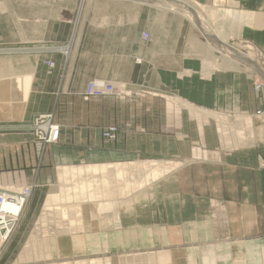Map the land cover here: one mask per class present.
<instances>
[{"label":"crops","instance_id":"crops-1","mask_svg":"<svg viewBox=\"0 0 264 264\" xmlns=\"http://www.w3.org/2000/svg\"><path fill=\"white\" fill-rule=\"evenodd\" d=\"M194 1L218 16L236 10L257 17L243 24L240 34L225 38L227 43L248 37L264 43V0ZM2 3L0 16L15 15L18 32L10 38L0 21V42L31 44L33 51L0 54V188L33 186V200L57 166L173 161L178 167L122 199L121 228L111 230L120 238L112 236L97 252L109 251L117 264H162L157 253L166 256V264H264V133L248 138L249 145L221 147L214 122L186 107L171 114L166 105L167 96H179L203 112L250 117L264 111V87L254 90L255 77L239 69L209 68L200 37L197 41L177 12L144 7L141 18L124 20L88 16L95 1ZM140 21L138 29L150 37L141 45L135 28L133 45L122 52V28ZM27 22L26 38L20 29ZM92 78L120 84L131 95L85 100L81 93ZM45 113H53L60 127L48 144L38 141L31 127ZM109 124L120 127L114 142L100 135ZM258 127L264 131V124ZM197 139L218 157L191 160Z\"/></svg>","mask_w":264,"mask_h":264},{"label":"rangeland","instance_id":"rangeland-1","mask_svg":"<svg viewBox=\"0 0 264 264\" xmlns=\"http://www.w3.org/2000/svg\"><path fill=\"white\" fill-rule=\"evenodd\" d=\"M3 0H0V7L1 5L3 6L2 3ZM71 2H73V0H70ZM83 2L85 3L86 1H95V8L89 9V15H106V16H115L118 15L121 18H123L124 20L126 19H131L132 17H137V15H139V17L141 18V11L142 9L145 8H150L153 12L154 10H162V11H170L168 9L162 8V7H158L156 5H152L149 3H141L138 1H128V0H78V2ZM213 4H218L215 2H211ZM222 4V3H220ZM264 11V7L262 8V11L260 13H262ZM81 11H78V14L80 15ZM176 12V11H174ZM178 13V12H177ZM181 14V13H178ZM31 14L27 13V14H22L20 16H24V17H29ZM78 15V16H79ZM182 15V14H181ZM18 16V15H16ZM183 16V15H182ZM185 17V16H184ZM187 20L188 24H190L192 26V28L194 29V33L195 36L197 37L196 40L198 41L199 37H200V41L202 42V47H205V51L203 53V55L206 57L205 61L208 63V67H212V68H216L219 66L220 67H225V68H230L231 66H229L226 62H224L222 59L217 58L214 59L212 57V54H210L209 52V47L206 43V36L202 35L201 33L198 32L197 28L195 27L194 22H192V19H187L186 17L184 18ZM152 20L155 22V20L152 18ZM0 21L1 24L6 28V33L8 36H10V38H13L12 36H15L18 32L17 29V25H15V15L12 16H0ZM218 25L220 26L222 24V21L219 20L218 21ZM27 25H23L22 26V30L23 33L26 35L24 37L27 38L28 34H30L31 32V25L27 22ZM136 29V32H139L138 35L141 36V40L143 41L141 43V45L144 44V41L146 39H148L150 37V35L148 37H145L144 33L145 31H143L142 29H138V28H142V21H140L139 23H130V24H125V26L122 28L121 30V40H120V50L122 52H128L129 48H131V46L133 45L132 41H133V31L134 29ZM147 32V31H146ZM233 34H237L236 32H234ZM261 37V36H260ZM11 40V39H9ZM13 41V40H12ZM226 42V41H225ZM206 43V44H205ZM227 43V42H226ZM237 44L240 47H243L244 49H246L247 51L249 50L252 54L253 57V61H255L256 64L262 66L264 68V43L262 44L254 42L251 38H242V39H233L231 41L228 42V44ZM204 45V46H203ZM208 47V48H207ZM4 48H10V49H16L13 50V52H6V53H10V54H18V53H32V46L31 44H26V45H17V44H8L6 42H0V49H4ZM207 48V50H206ZM128 49V50H127ZM3 53L0 51V54ZM219 53V52H218ZM217 53V54H218ZM5 54V53H3ZM137 60V59H136ZM51 62V61H50ZM206 63V64H207ZM227 66V67H226ZM231 69H239L244 71L245 68H241L239 66H234L231 67ZM245 72H248L247 70H245ZM254 76L258 77L260 79H262V81L264 82V74L263 72L258 73ZM105 80V79H104ZM109 81V80H108ZM112 82V81H110ZM115 87L118 88V90H121L123 93L121 94H117L120 97H125V96H129L131 95L130 91L125 90V88L120 85V84H115L114 82H112ZM125 93V95H123ZM116 95V96H117ZM179 97V96H178ZM170 98H175L167 96L166 97V105L167 108H169L170 113L172 114L173 112H176L177 110H180L182 107H186L188 109L187 106H180V105H175L174 103L171 105H169L168 102ZM185 101V100H184ZM187 103V102H186ZM188 104V103H187ZM261 111V110H258ZM261 112L264 111L262 110ZM211 113H213V115L217 114V116H220L226 119V123H219L216 120V117H212V116H207L206 120H211L212 122H214V132L216 133V135H218L220 137V143H221V147H228L231 149L237 148L238 146H243L245 143L248 142V138H251V136L253 138H251L252 140L255 139L256 135H262V133H264V131L260 130V127H258V125H263V124H258L256 125V123H258V120H263L264 121V115L262 116H258L256 115V112L254 113V115L252 116H244L241 114L236 113L233 116H229L227 115L228 112H221V113H215L213 111H211ZM256 116V117H255ZM239 118V119H238ZM241 118V119H240ZM243 118V119H242ZM239 120H246L247 122H249L245 129H240V131L242 132L243 137H240L239 135V129H237L236 124L239 122ZM238 121V122H237ZM217 124V125H216ZM251 140V141H252ZM199 141V139L195 140L190 148V155L192 154V158L193 159H202V158H210V159H215L218 157V154L216 153L215 149H209L208 147H205V150L198 148L197 146H194V143ZM245 142V143H244ZM251 142H248L247 144L249 145ZM213 154V155H211ZM217 155V156H216ZM216 156V157H215ZM149 160H153V159H149ZM148 159H138V158H134L131 159L127 162H120V163H125L127 164L128 162H141V161H145L148 163L149 161ZM206 160V159H205ZM156 163L158 165H162L163 167L165 166L167 168V166L169 168H167V171H165L166 173L169 172L170 170L178 167L179 163H175L173 161H157L155 160ZM107 163H112V162H107ZM119 163V164H120ZM146 163V164H147ZM76 164H80V165H86L84 163H76ZM115 164V163H113ZM62 166V165H61ZM61 166H57V167H61ZM65 166H69V165H65ZM71 166V165H70ZM57 167L50 169V175L48 177V180L46 182L47 186L45 187H39V189L35 192V197L32 200L28 199V202L24 205L23 210L20 214V218L18 220V222L16 223L15 227L13 228V232L10 234L9 238L0 246V264H49V263H56V264H63L64 261H69L70 264H88V260L95 257V258H100L102 260H105L106 258L110 257L112 259V261L114 263L117 264V259L115 257H112L111 254L108 252L105 253H98L97 250H93V251H84L82 252H78V253H68L66 254L65 251H60L59 250V244H57L58 240L60 239L62 242V244H64V242H67L68 240H70L71 238L74 237H84L86 235V237H92L95 238L97 237V239L99 238L98 235L100 236V242H99V246L101 244H105L112 236L117 240L120 238V234L118 232H115L113 230V232H111L112 229L115 228H107V229H102L100 228V221L98 219V214L96 212V203L95 202H91L90 204H88V208H87V212L88 213V219L87 217H83V215L81 216V220H77L76 216H73V214H71V216L74 218V224H73V229H77L76 227L79 226V229H77V231L72 230V232L67 233L63 232L65 231V228L70 227L69 226V219H61L60 216V212H58V210H53L48 212L47 214H45L44 216L41 215L42 214V205L44 202V198L47 195V192L49 191L50 187L52 185L56 186L58 184V170ZM169 170V171H168ZM124 178V179H123ZM138 178V175L136 174V172H128L126 174H124V177H121L120 179H111L116 180V182H112L114 185L113 189L114 190V195H118L121 188L124 187L125 183H132L135 179ZM125 182H124V181ZM129 180V181H128ZM151 182V181H150ZM117 183V184H115ZM120 184V185H119ZM122 184H124L122 186ZM150 184V183H149ZM148 185V184H147ZM8 188L12 189H16L18 188V186L12 187L10 186V184H7ZM2 188L5 187V184H3L1 186ZM57 189V187L55 188V190ZM117 192V193H116ZM135 192V191H134ZM133 191H129V194L134 193ZM31 197V196H30ZM39 197V200L36 201L35 198ZM34 209V210H33ZM75 210V209H74ZM73 210V211H74ZM43 217L44 219L42 220ZM84 218V219H83ZM76 219V220H75ZM78 222V224H77ZM76 224V226H74ZM115 230H119V229H115ZM71 231V230H70ZM107 233V235H106ZM113 234V235H112ZM111 235V236H110ZM92 238V239H93ZM64 241V242H63ZM61 244V243H60ZM61 246L65 247V244ZM98 246V247H99ZM163 253H157L156 254V258L158 263L161 262L162 264H166V256L162 255ZM75 261V262H74ZM81 261V262H80ZM77 262V263H76Z\"/></svg>","mask_w":264,"mask_h":264},{"label":"bare ground","instance_id":"bare-ground-1","mask_svg":"<svg viewBox=\"0 0 264 264\" xmlns=\"http://www.w3.org/2000/svg\"><path fill=\"white\" fill-rule=\"evenodd\" d=\"M132 1H138L143 4L146 2L152 5H156L158 7L168 9L172 12L176 11L178 13H181L187 19H192V22H194L196 27H198L201 33L204 36H206V43L209 47V52L210 54H212V57L214 59L220 58L231 67L239 66L243 69L245 68V70L250 72L249 74L256 75L257 74L256 72L258 73L263 72L264 74V68L256 64L255 61H253L252 54L249 50L247 51L246 49L238 46L235 43L228 44L225 42V38H227L229 35H233L234 32H236L237 34H240L239 30L243 24H247V23L252 24L251 21L257 18L254 15L250 16L249 14H244L242 12L232 10V11H228L227 14L225 15L221 14L218 16L216 12L214 11V9L207 10L205 9L204 6H202L201 4H199L198 2L194 0H132ZM217 2L221 3L220 0H217ZM219 20L222 21V24L220 26L218 25ZM221 41L225 43L223 44ZM205 69L207 70V68H204V70ZM26 76L23 77V80L24 78H27ZM8 78H11V77H8ZM27 79H29V77ZM18 95L19 93H17V96ZM169 101H170L168 102L169 105H171V103L172 104L174 103L175 105L178 104L180 106H187L190 109V111H192L193 116L203 118L204 120L209 115L212 117L217 116V114L214 113L216 115L215 116L213 115V113H211L208 110L206 111L204 110L203 112L198 107H194L193 105L187 104L186 101H184L182 98L178 96H176L175 98H170ZM9 107L11 106L9 105ZM216 120L220 124L221 123L224 124L227 122L226 119L223 118V116L222 117L217 116ZM249 122H247L246 120H239V122L236 124L237 129H239L240 137H243L240 129L247 128L246 125ZM146 163L147 162L145 161H141V162L134 161V162H128L127 164L125 163H120V164L119 163H115V164L113 163H105V164L90 163L86 165L76 164V165H71V166L62 165L60 168L57 167V170L59 168L58 175H57L58 184L56 186L52 185L49 191L47 192V195L45 196L44 202L42 205L41 215L44 216L50 211L58 210V212H60L61 219L63 218L69 219L70 227L65 228V231L63 232L67 231V233L69 232L71 233L72 230L77 231V229H79L80 227V224H79V226L76 227L77 229H73L74 228L73 224L75 222L71 214L77 217L78 222L79 220H81L82 215L83 217H87L88 219V216H87L88 213H86L87 208L89 206L88 204H90L91 202L97 201L96 212L99 213L98 219L100 221L99 223L100 228L120 229L121 228L120 223L122 222V220L120 222V212H118V209H119L122 199L129 195L128 193L129 191L134 192L138 189L145 187L147 184L150 183V181H154L164 176V174L166 173L165 171H167V168L170 167V166L169 167L167 166L166 168L165 166L163 167L162 165H158L155 160H149L148 163L147 164ZM130 171L136 172V174L138 175V178L135 179L132 183L126 182L125 185L122 184V186L124 185V187L121 188L120 191L118 190L119 192L118 195H115L113 197L115 193L114 192L115 188L113 189L114 184L112 182H116V180L112 181L111 179H120L121 177H124V174ZM56 187L57 189L55 190ZM142 194L144 193L142 192ZM10 210L15 211L13 207H10ZM41 218L42 220L44 219L43 217ZM74 226H76V224ZM98 237H99L98 239L97 237L93 238V236L92 237L90 236L88 238L86 237V235L84 237H81V236L74 237L68 240L67 242L63 241L65 244V247L61 246L62 242H60L61 240L59 239L57 244H59V250L65 251L66 254L68 253L72 254V253H78V252L83 253L84 251L90 252V251H93L94 249L95 250L98 249L99 242H100V236L98 235ZM49 264H56V263L53 262ZM63 264H70V262L64 261ZM88 264H116V263H114L110 257L106 258L105 260L93 257L88 260Z\"/></svg>","mask_w":264,"mask_h":264},{"label":"built area","instance_id":"built-area-1","mask_svg":"<svg viewBox=\"0 0 264 264\" xmlns=\"http://www.w3.org/2000/svg\"><path fill=\"white\" fill-rule=\"evenodd\" d=\"M145 37H148V32L145 31ZM16 49L4 48L0 49L1 52H13ZM65 53L67 49L61 48ZM48 66H52L53 63L50 61H45ZM249 74V73H248ZM255 77L254 74H250ZM254 90L260 91L264 87V82L262 79L255 77L254 80ZM123 93L118 90L115 85L104 79L92 78L88 80L84 90L81 93L83 99L88 100L90 97L103 98L104 96H116L117 94ZM125 95V93L123 94ZM227 115L232 116L230 113ZM256 115H264L261 111H256ZM263 117V116H262ZM264 118V117H263ZM217 125V124H216ZM33 134L38 141H42L44 144L53 143L57 139L60 127L53 121V113H45L44 115L37 116L31 125ZM119 125L109 124L105 125L100 130V135L102 139L108 142H114L117 139V134L119 132ZM144 131V129H139ZM194 146L205 150L202 141H197ZM193 149V148H192ZM191 149V151H192ZM191 154V160H192ZM201 160V159H196ZM264 165V164H263ZM33 186L21 187L18 190L10 188H0V246L9 238L10 234L13 232V228L20 218V214L23 210L24 205L28 202L32 194ZM10 207H13L15 211H11Z\"/></svg>","mask_w":264,"mask_h":264},{"label":"water","instance_id":"water-1","mask_svg":"<svg viewBox=\"0 0 264 264\" xmlns=\"http://www.w3.org/2000/svg\"><path fill=\"white\" fill-rule=\"evenodd\" d=\"M198 28V27H197ZM199 30V29H198ZM200 31V30H199ZM200 33H201V31H200ZM203 35V34H202ZM222 42V41H221ZM223 44L225 43V42H222Z\"/></svg>","mask_w":264,"mask_h":264}]
</instances>
